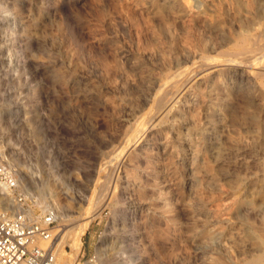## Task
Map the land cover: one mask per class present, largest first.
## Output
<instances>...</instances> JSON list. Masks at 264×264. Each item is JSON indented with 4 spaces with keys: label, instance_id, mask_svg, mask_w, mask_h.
Masks as SVG:
<instances>
[{
    "label": "rangeland",
    "instance_id": "obj_1",
    "mask_svg": "<svg viewBox=\"0 0 264 264\" xmlns=\"http://www.w3.org/2000/svg\"><path fill=\"white\" fill-rule=\"evenodd\" d=\"M127 1L0 0V160L62 210L55 245L75 220L69 264H264V0ZM174 55L222 70L138 131Z\"/></svg>",
    "mask_w": 264,
    "mask_h": 264
},
{
    "label": "built area",
    "instance_id": "obj_2",
    "mask_svg": "<svg viewBox=\"0 0 264 264\" xmlns=\"http://www.w3.org/2000/svg\"><path fill=\"white\" fill-rule=\"evenodd\" d=\"M0 181L11 193V203L0 206V264H55V210L35 211L34 196L21 190L15 170L0 160Z\"/></svg>",
    "mask_w": 264,
    "mask_h": 264
},
{
    "label": "bare ground",
    "instance_id": "obj_3",
    "mask_svg": "<svg viewBox=\"0 0 264 264\" xmlns=\"http://www.w3.org/2000/svg\"><path fill=\"white\" fill-rule=\"evenodd\" d=\"M127 1V0H126ZM246 4H250L252 1L251 0H243ZM128 2V1H127ZM172 2V1H171ZM128 4V3H127ZM81 5V4H80ZM129 5V4H128ZM140 5V4H139ZM130 6V5H129ZM173 6V5H172ZM132 8V10H136L137 6H130ZM183 7V8H182ZM185 9V11L189 12V20H185V26L187 27V33L192 32L193 30V24H192V20L195 17L194 16V12L193 10L189 7V5L187 4V2H182L181 6L176 8L174 12H171V15L177 19L178 15ZM205 12V11H204ZM93 13V12H92ZM196 13V12H195ZM202 13V12H201ZM148 15V13H147ZM243 34V32H242ZM197 36V35H196ZM94 37V36H93ZM241 38V37H240ZM250 38V37H249ZM248 38V39H249ZM247 39V40H248ZM246 40V41H247ZM36 41V40H35ZM256 41V40H255ZM247 43V42H245ZM255 44V43H254ZM198 45L199 47H204L206 45V41L203 38H200L198 40ZM243 45V43H242ZM241 46V45H240ZM249 46V45H248ZM247 46V47H248ZM97 47V46H96ZM263 48V47H262ZM245 49V48H244ZM248 49V48H247ZM250 49V48H249ZM39 52V51H38ZM220 56V55H219ZM225 56V55H224ZM182 57V56H181ZM226 57V56H225ZM236 57V56H235ZM173 60L170 61V64L168 65V72L169 74H167V78H169V80L171 81V88L168 90H162V92L157 96V99H155V103H156V107H157V111H155L156 113L152 116H149L148 119H145L143 121H140V123H138L137 125V130L138 131H143V133L149 132L152 128H154V125L152 122H154L155 120H157V122H161L162 120L165 119H169L171 118L172 115V108L173 105L178 102L185 94H187V92H189V90L191 88H195V87H201L202 84L207 83L208 81V76L209 73H213V72H217L220 74V71L222 70V68H219V63L215 64V63H209L206 62L204 65L206 66H198L194 67V68H190V67H185L182 70L179 69H171L173 67L172 64H179L180 62V56L178 55H174V57H172ZM218 58V57H217ZM232 62L235 61L232 59H229ZM248 60V59H246ZM230 61V62H231ZM169 62V61H168ZM223 63V62H222ZM166 64V62L164 63V65ZM227 64V63H225ZM166 65V66H167ZM182 67V66H181ZM180 67V69H181ZM221 69V70H220ZM264 69V68H263ZM264 73V72H263ZM214 77V76H213ZM167 80V81H169ZM165 84V83H164ZM170 86V85H169ZM223 89V88H222ZM192 92V91H191ZM194 92V91H193ZM198 93V92H196ZM195 94V93H194ZM199 94V95H198ZM197 94V97L202 98L204 97L203 92L200 90V92ZM154 104V103H153ZM152 104V105H153ZM188 107L186 109H184L183 111H181V115H183L182 119L187 120L185 121V124H191L192 125V129L194 131H198L201 128V122H200V117L201 114L203 113V109H204V104L202 103V99L198 100L197 98H195L193 101H191L188 105ZM146 115V114H145ZM148 117V116H147ZM144 119V118H143ZM149 123V125H148ZM150 123H152L150 125ZM146 125V127H144ZM200 126V127H199ZM143 127V128H142ZM151 127V129H150ZM132 130V129H131ZM137 131V133H138ZM142 133V132H140ZM139 134V133H138ZM148 134V133H146ZM192 134V133H191ZM137 135V134H136ZM139 136V135H138ZM168 137V136H167ZM136 138V137H135ZM191 141L193 142V138H190ZM135 140V139H134ZM134 143V142H133ZM131 145V144H130ZM200 146V144H199ZM136 145L135 147H128L126 152L124 151V153L128 154L129 159H131L136 151ZM125 149V148H124ZM192 150V149H191ZM122 153V151H121ZM138 154V153H137ZM123 155V154H121ZM125 155V154H124ZM139 156V154H138ZM122 157V156H121ZM206 157V156H205ZM121 159V158H120ZM205 159V158H204ZM121 161V160H120ZM192 168V167H191ZM190 168V169H191ZM195 169V168H194ZM192 171V170H191ZM145 179V178H144ZM146 180V179H145ZM20 183L22 182V178L19 179ZM163 181V180H162ZM163 183V182H162ZM21 186V185H20ZM191 186V185H190ZM132 187V186H131ZM144 187V186H143ZM166 188V187H165ZM175 188V187H174ZM200 188V187H199ZM141 190V189H140ZM174 190V189H173ZM172 191V190H171ZM189 191V190H188ZM173 192V191H172ZM11 193V190L5 186L4 183H2L0 181V206L2 207H7L10 205L11 203V198L8 196V194ZM108 193V191H107ZM160 193V192H159ZM196 193V191H195ZM102 194V192H101ZM198 194V193H197ZM105 196V195H104ZM132 196V195H131ZM190 196V195H189ZM99 197V196H98ZM38 203H42L43 198L41 196L37 197ZM101 198V196L99 197ZM188 198V197H187ZM106 198H103L102 201L100 202H104L105 203ZM134 200V199H133ZM98 201V200H97ZM131 201V200H129ZM136 201V200H135ZM99 202V204H100ZM134 202V201H133ZM193 202V201H192ZM195 202V201H194ZM139 203V202H138ZM97 204V205H99ZM137 204V203H136ZM96 205V206H97ZM102 206V204H101ZM130 206V205H129ZM98 208V206H97ZM134 208V207H133ZM142 208V207H141ZM135 209V208H134ZM95 210V209H94ZM56 217H62L63 213L62 210L57 208L56 209ZM186 211V210H185ZM140 213V212H139ZM132 218V217H131ZM59 219V218H58ZM65 219V218H64ZM71 219V218H70ZM138 219V218H137ZM135 220V219H134ZM139 220V219H138ZM137 220V221H138ZM70 221V220H69ZM75 220L71 221V222H67V223H61L62 224V228L60 229V231L64 230V233L60 234L57 236L58 241H56V245H55V239L53 244L55 245V251H56V261L55 264H69V261L65 259V257L63 256V251L64 249L61 248V244L65 241V238L68 236V234H70L71 230H74L76 228L75 225ZM89 222V221H88ZM88 222L84 223L82 225V232L80 230L81 233H83V231L85 230V228L87 227ZM60 224V225H61ZM86 224V225H85ZM79 226V225H77ZM137 226V224H136ZM59 231V233H60ZM74 233V232H73ZM261 233V232H260ZM80 234V233H79ZM79 234L76 236H74V242L76 245V248H78V238H79ZM56 238V235H55ZM68 238V237H67ZM60 239V241H59ZM80 248V247H79ZM88 264H93V263H89ZM130 264V263H129Z\"/></svg>",
    "mask_w": 264,
    "mask_h": 264
}]
</instances>
